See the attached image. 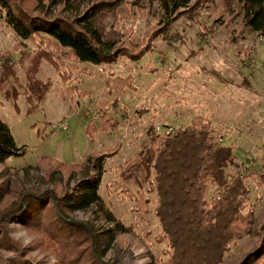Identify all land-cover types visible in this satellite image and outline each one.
Returning <instances> with one entry per match:
<instances>
[{
	"label": "rangeland",
	"instance_id": "rangeland-1",
	"mask_svg": "<svg viewBox=\"0 0 264 264\" xmlns=\"http://www.w3.org/2000/svg\"><path fill=\"white\" fill-rule=\"evenodd\" d=\"M39 1L9 3L27 16L78 17ZM92 4L99 5L94 27L119 51L112 64L81 63L40 36L24 42L0 11V118L25 149L0 164V264H170L157 172L146 169V158L155 136L197 115L226 135L223 143L233 147L226 173L243 172L250 190L256 233L222 264L240 263L264 241V34L246 25L235 2L195 0L171 15L160 0ZM129 77L135 90L114 86L113 79ZM100 113L118 122L115 130ZM115 150L103 167L101 202L87 210L65 206L63 198L77 195L85 180H97L89 157ZM141 194L144 211L135 204ZM25 198L34 202L20 208ZM116 222L131 231L104 252Z\"/></svg>",
	"mask_w": 264,
	"mask_h": 264
},
{
	"label": "trees",
	"instance_id": "trees-1",
	"mask_svg": "<svg viewBox=\"0 0 264 264\" xmlns=\"http://www.w3.org/2000/svg\"><path fill=\"white\" fill-rule=\"evenodd\" d=\"M194 1L160 0V4L163 11L171 15L188 9ZM223 1L235 2L244 10L246 25L253 32L264 34V0ZM42 2L51 8L62 6L63 11H72L78 17L71 23L49 15L27 16L17 12L9 0H0V11L5 12L7 25L24 42L40 36L53 41L81 63L99 66L114 63L112 61L118 57L119 51L103 38L92 22L99 5L92 4V0H40L38 6ZM30 76L33 78L31 73ZM133 79L116 78L112 81L120 90H135ZM99 116L104 123H109V130H115L116 120H110L102 113ZM149 131L153 132V129ZM224 138L226 135L213 121L201 115L193 117L185 128L176 132L165 129L163 136L154 137L153 150L147 154L146 169L152 166L157 172L160 195L157 215L164 239L172 250L170 264H222L226 256L232 255L233 247L256 233L257 217L248 200L250 190L245 183L246 177L241 171L234 176L226 173L227 164L233 158V147L223 143ZM115 152L106 151L98 158L89 157L88 162L93 160L98 172L97 180L95 184L85 180L77 195L63 198L65 206L73 211L87 210L101 202L99 185L103 167L108 155ZM24 154L25 149L17 147L9 126L0 118V164ZM209 187L214 188L215 196H209ZM32 201L25 198L20 208L30 207ZM135 202L137 210H145L142 194ZM16 212L10 213L9 217ZM109 220L115 221L114 216L110 215ZM115 226L114 234L107 233L104 252L111 249L116 235L131 231L129 226L120 222ZM87 231L91 234V230ZM93 241L96 243V258L100 260L98 241ZM263 257L264 241L260 248L238 264H257Z\"/></svg>",
	"mask_w": 264,
	"mask_h": 264
},
{
	"label": "built area",
	"instance_id": "built-area-1",
	"mask_svg": "<svg viewBox=\"0 0 264 264\" xmlns=\"http://www.w3.org/2000/svg\"><path fill=\"white\" fill-rule=\"evenodd\" d=\"M61 129L64 130V131L68 130V125H67L66 123L62 124V125H61ZM168 130H169V129H168ZM169 131L171 132V131H173V130L171 129V130H169Z\"/></svg>",
	"mask_w": 264,
	"mask_h": 264
}]
</instances>
